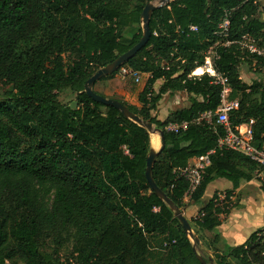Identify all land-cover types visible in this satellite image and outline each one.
<instances>
[{
    "label": "trees",
    "instance_id": "trees-1",
    "mask_svg": "<svg viewBox=\"0 0 264 264\" xmlns=\"http://www.w3.org/2000/svg\"><path fill=\"white\" fill-rule=\"evenodd\" d=\"M149 1L0 0V85L10 86L0 101V264H201L173 211L145 179L148 131L84 92L88 77L139 40L140 28L126 29L140 24ZM260 1L171 0L157 6L147 43L101 78L123 66L149 73L138 108L109 98L161 131L152 177L180 209L187 182L176 170L192 157L214 149L193 201L214 178L236 188L258 168L237 151L218 149L221 126L200 115L219 105L220 86L202 70L212 48L216 68L229 79L230 98L238 100L231 124L252 120L253 145L264 150V78L247 83L238 68L241 62L264 67L263 56L238 44L243 35L264 44ZM225 11L228 33L221 37L214 31ZM63 90L75 93L73 105L59 100ZM179 91L188 95V107L164 119L151 114L164 93ZM215 197L189 221L203 236L228 211L214 204ZM217 240L215 235L210 242ZM212 249L215 264H264V226L242 244Z\"/></svg>",
    "mask_w": 264,
    "mask_h": 264
},
{
    "label": "built area",
    "instance_id": "built-area-1",
    "mask_svg": "<svg viewBox=\"0 0 264 264\" xmlns=\"http://www.w3.org/2000/svg\"><path fill=\"white\" fill-rule=\"evenodd\" d=\"M228 25L229 14L225 11L222 20L214 31V34L226 37L228 33ZM189 30L196 31L197 26L191 25ZM223 44L228 45L229 41L226 40ZM238 44L241 49L245 48L249 53H255L264 57V44L261 47H258L254 40L248 38L246 35H243L242 41H239ZM217 58L218 54L216 51L212 48L208 49L204 56L202 70L210 76V83L220 86L219 105L214 111L207 110L202 112L200 118L208 124L221 126L222 133L218 135L216 140V147L218 149L237 151L258 165V168L255 169L253 173V177L264 187V150L253 145L252 120L238 125L231 124V121L229 120V112L238 107V100L237 98H230L232 88L227 75L223 74L216 68L215 60ZM161 65L165 66L166 62L162 61ZM119 72L122 76L129 73L137 74V72H131L126 66L121 67ZM191 75L192 74H189L188 77ZM168 128L176 130L177 126L169 125ZM213 151L214 149H211L202 156L192 157L184 167L176 170L178 175L187 182V187L183 193V201L190 200L192 194L199 186L205 168L210 165L209 154ZM224 197V193H216V197L213 199L214 204L219 205ZM154 209L156 210L157 208L154 207ZM202 215L203 212L196 214L195 217L199 218ZM166 244L167 243L164 242L163 246H166Z\"/></svg>",
    "mask_w": 264,
    "mask_h": 264
},
{
    "label": "crops",
    "instance_id": "crops-1",
    "mask_svg": "<svg viewBox=\"0 0 264 264\" xmlns=\"http://www.w3.org/2000/svg\"><path fill=\"white\" fill-rule=\"evenodd\" d=\"M240 72V77L242 78L241 71ZM148 72H137V74H132L134 75L135 78H139L140 75L144 74L148 78L149 73ZM252 76L249 77V81L246 80L247 83H250L252 80H259L264 78V73L262 75L258 74H251ZM243 79V78H242ZM162 81H157L155 84L160 86ZM124 93V92H122ZM179 92H176L172 96V100L174 101L175 106H171L170 109L168 110H163L164 109V100L161 97L159 101L157 102L155 108L151 111L154 112V115H156L159 119H164L167 114L177 108L180 107H188L189 106V101H188V95L186 92L182 91L180 94H177ZM182 98V99H181ZM178 100L180 102L179 106L176 105L178 103ZM164 115V116H162ZM160 137L158 136L157 133L150 134V146L154 149L159 148L160 145ZM156 139H159V145L155 144ZM192 159V158H191ZM190 160V159H189ZM256 179V178H255ZM252 180H243L240 182L239 186L236 188H232V183L224 178L217 177L214 178L208 185L211 187V195L219 193L220 190L222 189H230L233 190V195L230 196V198L233 200L232 203L233 205L228 209L227 212H222L219 214L220 222L217 226H215L209 234L204 235V239H206V244H207V249L211 250V248L214 246L217 249L221 251H224L228 246H235L238 244H242L248 236L264 226V187L258 183L259 181L256 179L259 185L260 192H258V197L254 195L252 191H256L257 189H250L248 188L250 185H252ZM254 185V184H253ZM206 187V188H207ZM239 195V200L237 199V196ZM253 195V196H252ZM245 197L246 199L243 203L241 201ZM237 199V201H235ZM209 200V199H208ZM189 201V200H188ZM193 200H191V203H189L185 208L181 209L182 213L184 216L190 221L192 218L194 219L198 211L202 206L206 204V202L200 206L196 207L194 205ZM261 206L258 208V206ZM237 207L240 211L238 214L234 217L232 216V211ZM260 210V211H258ZM225 215V216H223ZM198 233L199 230H198ZM201 234V233H200ZM218 236L217 242H214L211 244L210 241H213L214 236ZM201 243V240H200ZM212 245V247H211ZM212 251V250H211Z\"/></svg>",
    "mask_w": 264,
    "mask_h": 264
},
{
    "label": "rangeland",
    "instance_id": "rangeland-1",
    "mask_svg": "<svg viewBox=\"0 0 264 264\" xmlns=\"http://www.w3.org/2000/svg\"><path fill=\"white\" fill-rule=\"evenodd\" d=\"M261 5L264 3V0H261ZM152 3L156 6H160V5H164V3L166 2H162L160 0H154L152 1ZM259 15L264 17V10L260 9L259 11ZM138 28L141 29V21L140 24H132L131 26L127 27V31H131L134 32L136 30H138ZM142 32V29H141ZM128 35V32H127ZM65 58H67L65 56ZM238 68L239 71H241V75L244 81H249V77L252 76L251 74H258V75H262L264 73V67L262 68H258L256 66H249L246 62H241L238 64ZM148 74V73H147ZM149 76V75H148ZM147 77L146 75L142 74L140 75L139 78H135L134 75H131L130 73L122 76L120 72L116 73L112 78L109 79H101V80H97L95 82V84L93 85V89L96 90L97 92L101 93L102 95L106 96V97H114V98H118L121 99L122 101H124L127 105H129L132 108H138L140 106V102L138 101V94L140 93V91L142 90L144 84L146 83ZM10 89V86L8 85H0V101L3 100V96L2 93L5 90ZM159 89L157 84H154L153 86V90L152 92L155 93L157 90ZM124 92V93H122ZM179 93L177 94H180ZM172 96L173 94H168V93H164L161 97L164 100V109L163 110H168L170 109V107L175 106L174 101L172 100ZM149 97V96H148ZM75 98V93L69 91V90H63L59 93V100L61 102L64 103H71V105H73V100ZM182 99V98H181ZM174 103V104H172ZM172 106H171V105ZM180 102L178 100V103L176 105L179 106ZM151 114H154V112H152ZM164 116V115H162ZM153 134V133H152ZM158 134V133H157ZM159 136V134H158ZM160 139V138H159ZM160 146V145H159ZM254 180H252V185H250L248 188L250 189H257L256 191H252L254 193V195H256V197H258V192H260L259 187H261L259 185L258 187V183L256 181V179L253 177ZM230 189H222L219 192L220 193H224L227 194L226 191H228ZM258 191V192H257ZM233 190H230V193L227 194V197L220 202V205L224 210H228L232 205V199L230 198V196L233 195ZM211 195V187L210 185L205 189L203 195L194 202V205L196 207H200L202 206L205 202L208 201V199L210 198ZM253 196V195H252ZM239 195L237 196V199L239 200ZM237 199L235 201H237ZM246 198L243 197V199L241 201H243L244 204H246L244 202ZM189 203H191V200L189 201H183L182 200V209L185 208ZM261 206L259 205L258 208H260ZM240 210L235 207V209L232 211V216H236L238 214ZM260 211V210H258ZM225 216V215H223ZM193 221V218H192ZM194 229H192L193 234L198 238L199 242L197 244V251L198 253L202 254L205 258L207 257H211L212 261L209 264H215V256L213 253V250L211 248V250H208L207 247V242L206 239H204L203 235L198 233V231L195 228L194 223H192ZM201 240V243H200ZM64 252V248L61 250V253Z\"/></svg>",
    "mask_w": 264,
    "mask_h": 264
},
{
    "label": "water",
    "instance_id": "water-1",
    "mask_svg": "<svg viewBox=\"0 0 264 264\" xmlns=\"http://www.w3.org/2000/svg\"><path fill=\"white\" fill-rule=\"evenodd\" d=\"M162 2H169L171 0H160ZM157 7L152 3V1H149L145 3L141 10L140 15V21H141V36L139 40L131 46L129 49L124 51L123 53L119 54L115 59H113L111 62L107 63L106 65L98 68L90 77H88L84 83V92L86 95H88L92 100L95 102L101 103L106 106L114 107L115 109L119 110L120 113L130 119L131 121L135 122L136 124L143 126L149 134L158 133L160 137V146L157 149H154L150 147L146 159H145V170H144V176L145 179L150 187V189L155 193V195L160 198L172 211L174 214V217L179 221L180 225L182 226L184 232L189 237V239L192 242L193 250L196 254L197 259L200 261L201 264H209L212 261V258L209 256L205 258L202 254L198 253L196 247L199 242L198 238L193 234L191 225L188 221V219L184 216L181 209L177 207L173 201L167 196V194L161 190L155 183L153 177H152V166L153 162L155 160V157L157 153L160 151V149L163 147V141H162V133L160 130L156 129L154 125L149 122L142 119L138 114H135L132 112L127 106L122 104L119 100L114 98L105 97L99 93H97L93 89V84L97 80L101 79L104 76H107L109 74H112L116 71V69L124 62L132 58L149 40L151 36V31L149 28V20H150V14L151 11Z\"/></svg>",
    "mask_w": 264,
    "mask_h": 264
},
{
    "label": "bare ground",
    "instance_id": "bare-ground-1",
    "mask_svg": "<svg viewBox=\"0 0 264 264\" xmlns=\"http://www.w3.org/2000/svg\"><path fill=\"white\" fill-rule=\"evenodd\" d=\"M155 144L159 145V139H156Z\"/></svg>",
    "mask_w": 264,
    "mask_h": 264
}]
</instances>
